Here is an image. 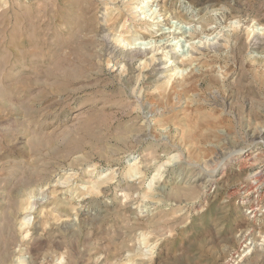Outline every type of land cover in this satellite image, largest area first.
I'll list each match as a JSON object with an SVG mask.
<instances>
[{
    "label": "rangeland",
    "instance_id": "obj_1",
    "mask_svg": "<svg viewBox=\"0 0 264 264\" xmlns=\"http://www.w3.org/2000/svg\"><path fill=\"white\" fill-rule=\"evenodd\" d=\"M148 1L0 0V264H264V0Z\"/></svg>",
    "mask_w": 264,
    "mask_h": 264
},
{
    "label": "bare ground",
    "instance_id": "obj_2",
    "mask_svg": "<svg viewBox=\"0 0 264 264\" xmlns=\"http://www.w3.org/2000/svg\"><path fill=\"white\" fill-rule=\"evenodd\" d=\"M145 2L148 4L149 3V1L148 0H145ZM149 7V6H148ZM142 8H145V7H142ZM160 10V9H159ZM157 11V9L156 8H150L148 11H145L143 14H145V16H147L146 14V12H151V18H153V25H155V26H157V27H160V29H158L159 31L161 30V38H159V39H156V37L155 38H153V39H151L150 41L148 40V41H146V42H143V43H141L142 44V46H149V45H151L153 42H163V41H166V43L165 44H163V45H160V46H156L155 48H153V47H144V48H142V49H144L143 50V52H141V51H139L140 53H141V55L143 56V58H145L146 59V56L147 55H149V54H152L151 55V57H150V60L153 62V63H155L156 62V57H155V53H157V52H159V50H163V49H169V48H171V46H175V48L176 49H181V48H183V47H185V43H187V44H189L190 46H192V48H194V49H196L197 47L196 46H194V43L192 42L193 41V39L194 38H196V36H193V35H186L185 37H183L184 36V33H182L181 31V27H180V24L182 23V19H179V21H176V22H173L174 23V25L172 24V25H170V27H169V32H166L165 31V29H163V28H161V26H162V22L161 21H159L158 19V16H159V12H161V11ZM169 13V12H168ZM173 14L174 13H171V16H173ZM162 15V14H161ZM169 16V15H168ZM147 19V18H146ZM170 19V17H166L165 19H164V21H168ZM212 20V19H211ZM190 21V20H189ZM194 23V22H193ZM201 23V22H200ZM176 24V25H175ZM192 24V23H191ZM190 24V25H191ZM186 25V24H185ZM193 25H196V24H193ZM186 26H188V24L186 25ZM184 27V26H183ZM192 27H194V26H192ZM254 32V31H253ZM198 37V36H197ZM158 38V37H157ZM184 38V39H183ZM258 39V38H257ZM184 40V41H183ZM257 41V40H256ZM255 41V42H256ZM173 43V44H172ZM214 45H212V47H213ZM216 46V45H215ZM214 46V47H215ZM217 47V46H216ZM141 48H139L138 50H140ZM198 49H200V50H202L201 48H199L198 47ZM204 49V48H203ZM137 50V51H138ZM199 50V51H200ZM136 50H135V52H137ZM171 50H169V52H170ZM178 51H181V50H178ZM129 52V51H128ZM132 52V51H131ZM134 52V51H133ZM134 52V53H135ZM206 52V51H205ZM137 54V53H136ZM137 55H140V54H137ZM180 55V54H179ZM178 55V53H176V56H179ZM190 55H193V54H189L188 52H184L181 56L182 57H180V61L179 62H176L175 63V61L176 60H173V57L175 56V55H173L172 54V56L170 57V58H168V59H161V61H160V71H172V73H170V76L172 77L174 74H178V72H180V71H183V67L186 65V63H188L190 60H191V56ZM132 56V55H131ZM135 57V56H134ZM206 57V56H205ZM131 58V57H130ZM133 58V57H132ZM137 58V57H136ZM192 59H194V57L192 58ZM130 60V59H129ZM132 60V59H131ZM179 60V59H178ZM177 60V61H178ZM175 63V64H174ZM174 64V65H173ZM184 65V66H183ZM188 65V64H187ZM186 67V66H185ZM200 67V66H199ZM169 68H171V69H169ZM167 75V74H166ZM170 78V77H169ZM247 167V166H246ZM262 170V169H261ZM261 172V171H260ZM264 172V171H263ZM258 174V177H259V173H257ZM257 174H255V175H257ZM254 175V176H255ZM262 175H264L263 173H262ZM260 176H261V174H260ZM253 177V176H252ZM262 177V176H261ZM257 178V177H256ZM260 180V179H259ZM261 181V183H262V180H260ZM260 183V182H259ZM252 186V185H251ZM254 186H252V187H250V188H253ZM253 210H255V209H253ZM252 210V211H253ZM258 228V227H257ZM240 243V242H239ZM252 247V246H251ZM249 250V249H248ZM249 252V251H248ZM244 253H245V251H244ZM242 254V253H241Z\"/></svg>",
    "mask_w": 264,
    "mask_h": 264
}]
</instances>
